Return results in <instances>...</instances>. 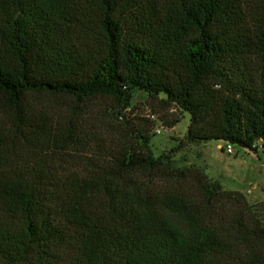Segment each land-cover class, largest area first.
<instances>
[{
    "label": "trees",
    "instance_id": "1",
    "mask_svg": "<svg viewBox=\"0 0 264 264\" xmlns=\"http://www.w3.org/2000/svg\"><path fill=\"white\" fill-rule=\"evenodd\" d=\"M136 91L264 148V0H0V264H264V203L155 155Z\"/></svg>",
    "mask_w": 264,
    "mask_h": 264
},
{
    "label": "rangeland",
    "instance_id": "2",
    "mask_svg": "<svg viewBox=\"0 0 264 264\" xmlns=\"http://www.w3.org/2000/svg\"><path fill=\"white\" fill-rule=\"evenodd\" d=\"M51 102L56 104L55 101ZM125 114L134 127L149 130L155 155L168 152L171 148L178 149L173 153L178 166H199L224 189L239 191L250 203H264V148L251 151L234 146V153L229 154L221 149L226 143L219 140L183 145L181 140L189 123V114L183 112L180 120L169 126L170 122L179 118L181 112L174 106L161 105L143 91L134 93ZM156 127L161 128L159 133L155 131Z\"/></svg>",
    "mask_w": 264,
    "mask_h": 264
},
{
    "label": "built area",
    "instance_id": "3",
    "mask_svg": "<svg viewBox=\"0 0 264 264\" xmlns=\"http://www.w3.org/2000/svg\"><path fill=\"white\" fill-rule=\"evenodd\" d=\"M160 130H161L160 127H156V128H155V131H156L157 133H159ZM234 146H235V145H233V144H231V143H228V142L225 144L224 148H222V147L219 145V147H221V149H224L225 152H226V153H229V154H230V153H234ZM253 147H255L256 149H257V148H263L262 142H261V141L256 142L255 144H253Z\"/></svg>",
    "mask_w": 264,
    "mask_h": 264
},
{
    "label": "crops",
    "instance_id": "4",
    "mask_svg": "<svg viewBox=\"0 0 264 264\" xmlns=\"http://www.w3.org/2000/svg\"><path fill=\"white\" fill-rule=\"evenodd\" d=\"M219 146V145H218Z\"/></svg>",
    "mask_w": 264,
    "mask_h": 264
}]
</instances>
